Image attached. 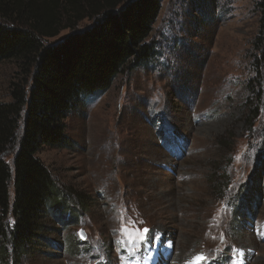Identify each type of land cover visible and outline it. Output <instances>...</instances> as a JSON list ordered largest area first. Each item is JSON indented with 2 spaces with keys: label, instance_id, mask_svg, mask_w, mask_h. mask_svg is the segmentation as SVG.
I'll use <instances>...</instances> for the list:
<instances>
[{
  "label": "rangeland",
  "instance_id": "374dc122",
  "mask_svg": "<svg viewBox=\"0 0 264 264\" xmlns=\"http://www.w3.org/2000/svg\"><path fill=\"white\" fill-rule=\"evenodd\" d=\"M259 2L163 0L155 58L69 115L73 148L38 153L88 207L23 264H125V224L151 230L132 264H198L200 254L199 264H264V117L251 118L264 90ZM27 80L17 62L0 63V103ZM252 188L260 198L244 205L256 219L243 224L235 205Z\"/></svg>",
  "mask_w": 264,
  "mask_h": 264
},
{
  "label": "trees",
  "instance_id": "16d2710c",
  "mask_svg": "<svg viewBox=\"0 0 264 264\" xmlns=\"http://www.w3.org/2000/svg\"><path fill=\"white\" fill-rule=\"evenodd\" d=\"M259 1L264 59V0ZM162 2L0 0V63L17 62L28 78L12 84L10 101L0 103V264H23L44 254L53 245L52 235L87 212L85 197L66 195L38 153L73 148L66 135L69 115L109 92L125 69L147 66L155 58L148 40ZM85 22L90 25L81 29ZM64 31L69 33L62 41L50 43ZM262 117L264 90L251 115L252 120ZM229 186V181L221 186L220 196ZM254 190L235 205L234 218L243 224L247 216L256 219L254 209L244 205L260 198Z\"/></svg>",
  "mask_w": 264,
  "mask_h": 264
},
{
  "label": "snow or ice",
  "instance_id": "6c2138e0",
  "mask_svg": "<svg viewBox=\"0 0 264 264\" xmlns=\"http://www.w3.org/2000/svg\"><path fill=\"white\" fill-rule=\"evenodd\" d=\"M121 231L127 238L129 245L132 247V251L129 253V259L125 261V264H132V258L136 256L137 252L149 246V233L151 230L148 228L140 229L135 226L132 228H128L125 224L121 228ZM132 233H136L137 236L134 237ZM81 236L82 238H84L83 234H81ZM206 259L207 258L203 254H200L197 257V262L199 264L200 261H204Z\"/></svg>",
  "mask_w": 264,
  "mask_h": 264
},
{
  "label": "water",
  "instance_id": "95a60500",
  "mask_svg": "<svg viewBox=\"0 0 264 264\" xmlns=\"http://www.w3.org/2000/svg\"><path fill=\"white\" fill-rule=\"evenodd\" d=\"M83 236H84V238H82V236H81V239H82V240L85 239V234H83Z\"/></svg>",
  "mask_w": 264,
  "mask_h": 264
},
{
  "label": "bare ground",
  "instance_id": "6f19581e",
  "mask_svg": "<svg viewBox=\"0 0 264 264\" xmlns=\"http://www.w3.org/2000/svg\"><path fill=\"white\" fill-rule=\"evenodd\" d=\"M195 261H197V260H195ZM178 264V263H177ZM181 264V263H180Z\"/></svg>",
  "mask_w": 264,
  "mask_h": 264
}]
</instances>
